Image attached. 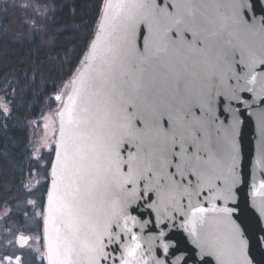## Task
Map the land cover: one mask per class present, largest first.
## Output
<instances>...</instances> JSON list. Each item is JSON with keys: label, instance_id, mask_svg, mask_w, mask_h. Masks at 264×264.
Returning <instances> with one entry per match:
<instances>
[{"label": "water", "instance_id": "obj_1", "mask_svg": "<svg viewBox=\"0 0 264 264\" xmlns=\"http://www.w3.org/2000/svg\"><path fill=\"white\" fill-rule=\"evenodd\" d=\"M112 3L58 112V147L69 134L60 113L104 43ZM188 4L182 55L173 56L181 71L155 85L145 75L143 93L135 91L145 125L136 132L130 210L105 240L116 258L107 264H264V0ZM30 240L19 235L17 245ZM136 244L128 257L125 248Z\"/></svg>", "mask_w": 264, "mask_h": 264}, {"label": "flooded vegetation", "instance_id": "obj_2", "mask_svg": "<svg viewBox=\"0 0 264 264\" xmlns=\"http://www.w3.org/2000/svg\"><path fill=\"white\" fill-rule=\"evenodd\" d=\"M189 2L113 0L103 29L104 43L93 54L71 103L79 113L80 126H69V134L60 147L57 135L54 143L35 158L36 167L31 175L37 178L29 196L20 205L0 212L3 213L0 230L15 231L10 239L0 237V264H52L50 255L56 261L64 259L66 250L75 246L64 239L72 221L67 215L61 216L60 211L64 199L71 198L70 184L81 188L79 200L84 213L81 237L88 233V219H95L101 210L110 212L114 201L122 206V211L108 220L109 231L115 220L130 210L129 190L133 183L125 182V177L129 174L130 158L134 170L141 149L136 132L145 125L144 119L139 123V116L136 117L135 91L143 93L145 75L155 85L170 76L172 68L174 74L181 71L173 56L182 55L180 39L187 33ZM140 4L148 6L140 7ZM83 66L84 63L80 70ZM137 84H140L138 88ZM146 113L147 110L142 117ZM113 139L120 141L119 171L105 172L102 145ZM19 235L31 238L28 246L17 245ZM106 239L105 236L104 243ZM70 258L75 264H89L86 252L70 253Z\"/></svg>", "mask_w": 264, "mask_h": 264}, {"label": "trees", "instance_id": "obj_3", "mask_svg": "<svg viewBox=\"0 0 264 264\" xmlns=\"http://www.w3.org/2000/svg\"><path fill=\"white\" fill-rule=\"evenodd\" d=\"M106 1L0 0V212L29 196L33 122L80 70Z\"/></svg>", "mask_w": 264, "mask_h": 264}, {"label": "snow or ice", "instance_id": "obj_4", "mask_svg": "<svg viewBox=\"0 0 264 264\" xmlns=\"http://www.w3.org/2000/svg\"><path fill=\"white\" fill-rule=\"evenodd\" d=\"M127 5H121V7H126ZM140 7H146L148 5L140 4ZM179 23V21H177ZM256 78L253 75L249 81V83H255ZM237 98L238 97H234ZM57 100L60 99L59 96L56 97ZM61 120L63 123L64 116L67 115V123L69 126H80V116L79 113L73 110V105H69L68 108L65 109L64 112L60 113ZM119 139H113L111 142L106 143L102 145L104 152H105V162H104V171L105 172H111L113 169H115L117 172L119 171ZM57 160L60 161V154H57ZM129 174L127 177H125V182L134 183L135 177L132 175L133 173V164L132 159H129ZM53 174L56 175V170H53ZM56 182H53V188H56ZM264 186V185H262ZM69 187L72 188L71 192V198H65L64 202L62 204L61 208V216L67 215L71 219V223L67 226L68 231L65 234V241L73 242L75 246L69 248L66 250L64 259L61 260H53L52 256L50 255L49 259L52 262V264H75V262L70 258V253H76L79 254L80 252H86L89 256V264H107V261L113 260L115 261V257L111 256L109 253L105 251V247L107 246L104 243V237L106 236L109 240V242H112L113 240V233L109 231L108 229V220L119 214L120 211H122V206L117 204L115 201L113 202L111 206L110 212H104L103 210L99 211L97 213V216L95 219H88V223L86 225L88 229V233L85 234L83 237H81L79 234L81 232L82 228V221L81 218L83 217V209L80 204L79 200V193L81 192L80 186L77 185H69ZM89 195H91V190H89ZM67 196V194H66ZM49 202H50V212L52 211L51 204L53 202L52 195L49 196ZM197 212L203 213L205 209L203 208H197ZM224 211H230L225 209ZM64 222L63 220L61 221ZM238 234V229H237ZM135 239V237H133ZM241 244V250L242 246L244 244V241H240ZM140 245L136 244L135 247H127L125 248V252L128 257H135L137 252L136 249L139 248ZM165 249H167V245L164 246ZM50 253L52 251L50 247ZM122 264H132V262L128 259H124L122 261ZM146 264V262H145Z\"/></svg>", "mask_w": 264, "mask_h": 264}, {"label": "rangeland", "instance_id": "obj_5", "mask_svg": "<svg viewBox=\"0 0 264 264\" xmlns=\"http://www.w3.org/2000/svg\"><path fill=\"white\" fill-rule=\"evenodd\" d=\"M71 88V82L66 84L65 87L62 89L61 93L58 95L60 97L57 100V104L51 107L50 109L46 110L45 113L38 119L33 122V133H32V141H33V151H34V158H37L46 147L50 144H53L57 138L58 131H59V124H58V112L64 104V100L68 95V92ZM57 97V96H56ZM37 176H32L29 179L28 185L29 189L32 190V187L36 181ZM5 212V211H3ZM0 215V219L2 217ZM2 220V219H1ZM0 220V224H1ZM15 234L13 228L8 229L5 228L0 230V237L10 239ZM4 264H13L12 262L4 263Z\"/></svg>", "mask_w": 264, "mask_h": 264}]
</instances>
